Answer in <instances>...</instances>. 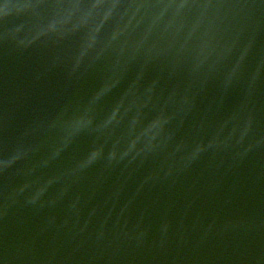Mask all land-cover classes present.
<instances>
[{
	"label": "water",
	"instance_id": "water-1",
	"mask_svg": "<svg viewBox=\"0 0 264 264\" xmlns=\"http://www.w3.org/2000/svg\"><path fill=\"white\" fill-rule=\"evenodd\" d=\"M159 1L155 0V3ZM207 1L214 7L221 6V13L231 12L232 21L237 25L207 17L218 13L205 10L204 33L209 37L205 41L201 37L197 43L189 38L175 46L182 42L181 30L168 37L163 35L164 28L157 32L161 24L157 22L154 26L150 8L145 7L151 0H1L0 97H4L5 104L9 106L7 111L12 115L32 110L28 116L33 117L31 113L35 108L57 109V102L61 100L89 109L86 91L78 95L61 90L75 78L72 67L68 65L69 56L65 54L66 42L75 46L76 40L78 43L102 41V45L114 53L120 49L130 53L115 59L120 71L127 66L124 68L127 75L122 72L115 92L122 94L111 100L94 101L89 111L96 128L82 133V136L99 139L102 138L97 135L99 130L105 136L103 148L96 144H91L90 148L93 155L89 176L92 180L87 188L93 192V197L85 201L76 197L72 199L75 189L72 186L73 192L60 198L64 204L47 201L51 214L58 218L52 226L56 229L57 239L77 248L71 249V262L68 264H262L264 43L260 41L264 42V0H260L258 6L254 3L257 0ZM165 3L167 5H162L158 16L169 15L172 30L176 32L173 28L176 18L168 9V0ZM248 8L254 14L247 11ZM28 14L33 18L27 17ZM35 14L43 17L37 18ZM238 20H242L241 23H237ZM51 22L61 28L59 37L64 35L65 40H58L54 35L51 36L53 40L44 33L46 24ZM240 25L248 26L245 35H251V31L255 32L254 35L259 34L255 35L257 40L251 42L254 45L248 55L239 47L240 41H245L242 35L244 28ZM148 26L155 27V31L144 28ZM211 28L218 40L222 39V44L229 45L224 48L225 61L216 62L218 88L225 96L224 104L217 102L215 92L210 86L204 87L203 82L201 86L186 77L188 86L181 93L172 88L174 77L160 72L172 61L178 67L176 62L182 57L184 60L191 56V60L206 58L212 61L217 55L215 52L219 54L222 48L218 40L211 39ZM193 33L200 34L199 27L194 26L189 34ZM160 40L162 45H159ZM194 47H198L203 56L188 54ZM157 49L161 57L156 54ZM182 50H186V54L183 55ZM67 67L68 78L63 71ZM105 93L111 96L107 91ZM68 96L72 98L66 100ZM105 103L116 109L119 105L125 109L126 120L120 121L119 115L113 111L105 116L101 109ZM105 117L112 125L108 126L110 128L101 121H106ZM182 117L189 118L199 127L187 125ZM1 119L3 116L0 114ZM115 119L117 127L112 124ZM8 123L6 120L5 129L12 128ZM37 127L31 125L26 128L27 134L21 136L26 141L23 144L28 152L34 148L36 158H47L44 153H49L50 158L56 161L70 157L69 149H63L61 145L54 149L58 143L56 133L47 139L46 133L36 135ZM121 128L131 132L132 137L129 141L121 139L119 145L118 140L124 135ZM18 139L13 130H8L7 149L3 156L0 153V264H41L42 261L55 264L58 260L54 255L44 257L45 253L39 250L41 241L48 238L41 232L42 227L11 209L14 204L21 206V201L8 190L25 186L30 196L36 194V189L29 188L28 180L17 169H11L12 165L7 160L10 156L12 160L19 161L22 151L17 146ZM62 139L59 143H66ZM117 147H122L126 154L136 156L142 163L132 159L123 164L113 162L108 154L111 148ZM103 166L106 169L101 168ZM27 167L36 169L31 161ZM35 176L41 180L40 175L36 173ZM110 185L117 189L114 196ZM200 188L207 197L197 203L194 194ZM57 190L63 191L62 188ZM127 190L140 201L133 204L140 207H136L135 220L129 226L116 223L114 218L120 212L112 211L118 194ZM78 196L82 194L78 192ZM177 203L191 221L198 219L201 211L209 217L205 229L201 226L194 229L202 233V241L187 250L182 246L189 244H185L181 237L173 243L172 250L163 248L160 239V228L165 223V219H161L164 209ZM118 204L122 210L128 206L124 202ZM36 205L31 206V211L44 208L42 203ZM63 206L64 214L71 217L70 220H64L61 214ZM84 216L94 221L96 230V234L87 240L76 234L82 232L77 226L84 223L80 222ZM34 217L32 213L30 218L33 220ZM241 218L246 221L245 227L236 226ZM119 227L124 228L120 230ZM247 228L250 229L249 237H243L240 232ZM252 239L253 242L248 243Z\"/></svg>",
	"mask_w": 264,
	"mask_h": 264
}]
</instances>
